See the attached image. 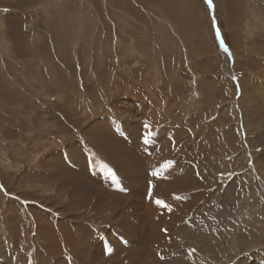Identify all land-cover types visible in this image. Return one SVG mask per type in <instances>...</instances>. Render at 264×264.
Segmentation results:
<instances>
[{
  "label": "rangeland",
  "instance_id": "374dc122",
  "mask_svg": "<svg viewBox=\"0 0 264 264\" xmlns=\"http://www.w3.org/2000/svg\"><path fill=\"white\" fill-rule=\"evenodd\" d=\"M212 4L0 0V264H264V0ZM110 124L124 168L85 136ZM168 127L170 163L200 185L175 194L195 199L187 218L139 250L138 184ZM73 176L125 200L84 197Z\"/></svg>",
  "mask_w": 264,
  "mask_h": 264
},
{
  "label": "bare ground",
  "instance_id": "6f19581e",
  "mask_svg": "<svg viewBox=\"0 0 264 264\" xmlns=\"http://www.w3.org/2000/svg\"><path fill=\"white\" fill-rule=\"evenodd\" d=\"M230 52V51H229ZM246 92V91H245ZM248 94V93H247ZM248 100V99H247ZM251 101V100H250ZM252 108V107H251ZM250 109V107H249ZM258 112V111H257ZM98 130V127L96 128ZM95 129V130H96ZM94 130V129H93ZM106 130L108 132H112V134H109V135H106L105 132L107 131H103V129L100 128L99 130V137L96 136V137H93V134H92V131H87L86 130V135L88 134L89 137H92V141L94 143H98L99 147L102 148V150L104 151V154L106 153L105 158L106 159H110L112 161H115L114 164L115 165H120L122 168H124L125 166L123 165V163H121L118 159V155L116 153V150L115 148L117 149V147L115 146H118L121 147V142L123 143V141H126L124 140V136L122 135L121 132H113L112 130V126L111 124L108 125V127L106 128ZM109 130H112V131H109ZM166 131V132H165ZM165 131L163 133H166L168 134L169 136H171V140H170V144L167 146L170 148L168 151H166L164 149V153L162 152L163 154V158H160V155H159V159H154L153 161H151L149 164H148V167H152L153 171L150 173L147 169V172L146 174H148L150 176V184H146L147 182L144 181V183L138 178L141 174V170H137V178L140 180V184L142 183V185H139L138 183V186H141L140 187V190L142 191V198L138 200V203H139V209L141 213H143V216H144V219H141L140 220V231L137 232L138 233V237L139 238H142L143 242H140V239L137 240V248L140 246L139 250H144L145 248H148L149 249V246H155V244H157L159 242V240L161 241L162 239H160L162 236H163V233H164V230L166 229V225L165 223L169 224L170 222L174 221V220H177V222L179 223L181 221V219L185 218L186 216H188V213L191 212V207L192 205L194 204V200L192 202L190 201H186V197H184L185 194H183V197H178L176 196L177 194H180V193H183V192H186V191H189L188 189H194V187H198L200 184L198 182V180H195V179H192L193 177V174L190 173L191 175V178H187V176H184L182 175V172L179 170L181 169L180 167L182 166L183 164V160L180 158L177 162L175 161V165L171 164L169 159L171 158V155L173 153V151L175 150V146H176V140H179V136L178 134L180 133L179 131L180 130H176V129H172L170 127L166 128ZM183 131V130H182ZM137 132V131H135ZM160 136L159 134L156 136H154V141L153 143L156 144V141L159 140V138L162 136V131L160 130ZM179 132V133H178ZM149 133V132H148ZM184 133V132H183ZM98 134V133H96ZM121 137H120V136ZM129 136V135H128ZM138 136V135H136ZM151 136V135H150ZM127 137V136H126ZM130 137V136H129ZM142 138H144V136H141ZM149 137V136H147ZM146 137V138H147ZM164 137V136H163ZM238 137V135H237ZM131 139H133V137H130ZM168 139V138H167ZM181 140V139H180ZM152 141V140H151ZM143 142V141H141ZM140 142V143H141ZM114 143H116V145L114 146ZM127 143V142H126ZM145 143V142H144ZM125 144V143H124ZM149 144V143H147ZM163 144V143H161ZM179 144V143H178ZM150 145V144H149ZM164 145V144H163ZM239 147H240V144H238ZM115 147V148H114ZM150 147H153V145H150ZM125 148V147H124ZM152 149V148H151ZM149 150V149H148ZM154 150V149H153ZM182 150V149H181ZM107 151V152H106ZM157 150H154V152H156ZM68 152V151H67ZM66 152V154H67ZM151 152V151H150ZM153 152V153H154ZM138 153V152H137ZM144 153V152H143ZM90 155H87L86 154V159H90L89 163L91 166H95V164H97L95 162L96 159H93L91 158L92 154L91 153H88ZM139 154V153H138ZM68 155V154H67ZM147 155V154H146ZM153 155V154H151ZM129 156V155H128ZM152 157V156H151ZM144 158V157H143ZM156 158V156L154 157ZM86 159L84 157V164H85V167H86ZM105 159V160H106ZM139 159V158H138ZM137 159V160H138ZM149 159H151L149 157ZM153 159V158H152ZM147 161V159L145 160ZM143 160V162H145ZM88 162V161H87ZM141 162V160H140ZM164 162H167L166 165H164V168H161L162 166H160V163L162 165V163ZM113 163V162H112ZM119 163V164H118ZM185 163V161H184ZM188 163V162H187ZM138 164V163H137ZM135 164V165H137ZM145 164V163H144ZM147 164V163H146ZM109 167H112L113 169H115V166L113 165H110L108 164ZM138 166V165H137ZM160 166V167H159ZM134 167V165H133ZM141 167V166H140ZM183 167H185L183 165ZM67 168V167H66ZM105 169L107 167H104ZM135 168V167H134ZM111 169V168H110ZM68 171H71L69 169H67ZM119 170V168H118ZM87 171V169H86ZM85 171V172H86ZM121 171V170H120ZM139 171V172H138ZM184 171V170H183ZM91 172V171H90ZM176 172V173H175ZM189 172V171H188ZM135 173V172H134ZM133 173V174H134ZM153 173H155V175H153ZM96 175L94 172H91L89 175L90 176V180H95L97 177L93 176V175ZM125 176V175H124ZM115 177V176H114ZM121 177V176H119ZM86 178V176H85ZM124 178V177H123ZM136 178V179H137ZM134 179V178H133ZM145 179V178H144ZM76 180V177L73 176V178L70 179V181H74ZM115 180H116V177H115ZM119 180V179H118ZM138 180V181H139ZM85 181V182H84ZM111 181V179H110ZM122 181V180H121ZM99 182V181H98ZM135 184H136V180L134 181ZM101 185L104 186V188H97L96 186H94L93 184L90 185L89 182H87L86 180H76V187H83V189H80V193L82 194V196H88L90 195L91 192H94L97 194V199L98 201L102 202L104 200H112V201H115L116 203H119L121 202V200H125V198H121L122 196L121 195H118L116 193H113V192H116L118 191L116 189V186H114V184H111L109 182V180H104L103 182H99ZM180 183L181 185L179 186ZM201 183V182H200ZM64 185V184H63ZM149 186V187H148ZM202 186V185H201ZM136 185L134 186L133 185V188L136 189ZM170 187H172V190L170 191ZM180 189V190H179ZM110 191V192H109ZM137 192V191H136ZM180 192V193H179ZM138 193V192H137ZM176 194V195H175ZM198 194V202L201 201V199L203 198V194H200V193H197ZM94 195V194H93ZM140 194H136V197L134 199H136ZM195 195V194H194ZM125 196V194L123 195ZM134 196V195H133ZM92 197V196H91ZM126 197V196H125ZM146 199V203L144 201H142L143 199ZM75 199V198H74ZM88 199V198H87ZM151 199V203L148 202V200ZM90 200V198H89ZM94 200V199H93ZM157 200H161L163 201L167 207H160L159 205L156 204V201ZM97 201V202H98ZM75 203V202H74ZM137 203V204H138ZM97 204V203H95ZM106 205V204H105ZM103 206V205H102ZM146 207V213H145V210H143L142 208ZM108 210V209H107ZM157 210V211H156ZM164 210V211H163ZM118 211V210H117ZM144 211V212H143ZM125 212V211H124ZM122 213V212H121ZM155 213V215H154ZM162 214V215H161ZM125 217V215H124ZM137 217V216H136ZM126 218V217H125ZM145 218L147 219H150V225L152 226V231L150 233H148L146 235V232H145V229H144V225L145 224ZM187 218V217H186ZM147 221V220H146ZM165 222V223H164ZM148 223V222H147ZM132 225V224H131ZM170 225V224H169ZM125 227V226H124ZM164 238V237H163ZM141 243V244H140ZM131 247V246H129ZM138 250V251H139Z\"/></svg>",
  "mask_w": 264,
  "mask_h": 264
},
{
  "label": "snow or ice",
  "instance_id": "6c2138e0",
  "mask_svg": "<svg viewBox=\"0 0 264 264\" xmlns=\"http://www.w3.org/2000/svg\"><path fill=\"white\" fill-rule=\"evenodd\" d=\"M204 2L208 5L209 8L213 7L212 0H204ZM213 27L215 28V22H213ZM217 38L219 39V31L218 30H217ZM221 46L223 47L222 41H221ZM225 51H227V49H225ZM145 142L147 143V140ZM108 175L111 176L113 179V182H115V177L112 175V173L109 172ZM153 175H155V173H153ZM156 204L159 205L160 207H167V205L161 200H157ZM164 231H166V230H164Z\"/></svg>",
  "mask_w": 264,
  "mask_h": 264
},
{
  "label": "crops",
  "instance_id": "0c3cea01",
  "mask_svg": "<svg viewBox=\"0 0 264 264\" xmlns=\"http://www.w3.org/2000/svg\"><path fill=\"white\" fill-rule=\"evenodd\" d=\"M85 155V159H86V154H84ZM83 163V164H82ZM81 168H83L84 169V167H85V164H84V162H80L79 164H78ZM84 165V166H83ZM86 168V167H85ZM59 172V174L60 175H62L63 176V178H64V181H66V178L64 177V173H66L67 175L69 174V171L66 169H62V168H60V170L58 171ZM68 177V176H67ZM104 255L106 256V254L104 253Z\"/></svg>",
  "mask_w": 264,
  "mask_h": 264
}]
</instances>
